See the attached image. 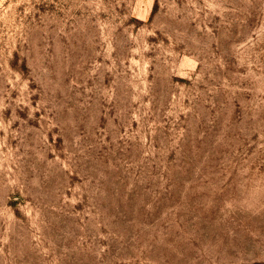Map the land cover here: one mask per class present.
I'll return each mask as SVG.
<instances>
[{"label": "rangeland", "instance_id": "rangeland-1", "mask_svg": "<svg viewBox=\"0 0 264 264\" xmlns=\"http://www.w3.org/2000/svg\"><path fill=\"white\" fill-rule=\"evenodd\" d=\"M0 264H264V0H0Z\"/></svg>", "mask_w": 264, "mask_h": 264}]
</instances>
